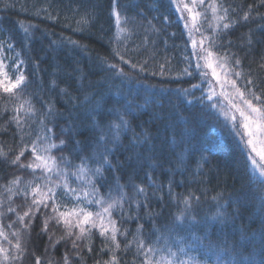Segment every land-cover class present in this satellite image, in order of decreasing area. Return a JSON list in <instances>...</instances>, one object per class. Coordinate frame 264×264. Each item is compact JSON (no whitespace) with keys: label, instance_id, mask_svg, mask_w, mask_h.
Instances as JSON below:
<instances>
[{"label":"trees","instance_id":"16d2710c","mask_svg":"<svg viewBox=\"0 0 264 264\" xmlns=\"http://www.w3.org/2000/svg\"><path fill=\"white\" fill-rule=\"evenodd\" d=\"M213 3L216 16L227 9L224 21L214 19ZM183 4L192 7V0L180 3V11L175 0H115L118 24L113 0H0V62L11 82L25 77L15 95L0 87V248L5 250L0 264H156L161 257L173 264H230L243 257L261 264L264 190L231 131L230 116L238 122L241 117L224 101L203 60L207 76L201 77L191 53L194 41L197 51L211 43L213 59L221 58L223 67H217L231 89L236 92L235 81L241 91L252 88L264 96V0H205L203 5L197 0L193 14L201 16L195 25ZM224 23L230 26L225 29ZM184 55L192 62V74L172 76L167 63L173 68L176 62L174 70L180 69ZM210 94L212 101L207 100ZM25 100L34 114L26 113ZM213 102L218 108L210 106ZM219 105L231 110L229 118ZM120 116L127 127L114 138L108 128L120 123ZM33 142L37 149L56 144L50 155L71 162L60 167L69 173L67 183L75 194L54 173L20 167L35 162ZM22 149L24 155L13 165ZM104 155L108 164H103ZM81 157L89 158L92 169L103 164L91 186L88 177L71 174ZM17 177L18 183H11ZM56 182L58 211L51 199L47 207L37 208L33 200ZM84 192L90 195L85 198ZM101 198L104 204L94 202ZM186 198L190 214L177 220ZM114 199L119 204L106 215L115 221V243L112 224L93 217L82 225L87 232L73 226L69 235L58 215L90 207L103 211ZM229 247L235 257L224 251Z\"/></svg>","mask_w":264,"mask_h":264},{"label":"snow or ice","instance_id":"6c2138e0","mask_svg":"<svg viewBox=\"0 0 264 264\" xmlns=\"http://www.w3.org/2000/svg\"><path fill=\"white\" fill-rule=\"evenodd\" d=\"M175 2H177V11H180L181 9H180L179 0H175ZM204 2H205V0H199L200 5H203ZM113 5H114L113 14L116 15L117 23L119 24L120 16L115 11V0H113ZM195 7H197V0H192V7H189L188 4H183V8L186 9L189 12V14H191L193 25L196 24L197 18L199 16H201V13H199V12H196L193 14V9ZM210 7L212 9L214 19H216L217 21H224L227 18V9H224V15L223 16H216V13L218 11L217 5L215 3H213L212 5H210ZM181 18L183 19V16ZM247 18H248V14L245 13L244 19L246 20ZM83 22L86 23L87 21H83ZM229 26H230L229 23L223 24V27L225 29H227ZM185 28H188L187 22L185 23ZM215 30L216 29H213L214 32H215ZM25 32H27V29H25ZM189 33L191 34V29H189ZM204 40H209V38L204 37ZM201 43L203 44V41ZM211 46L212 45L210 43L209 48L201 47L199 49V51H197L195 41L193 42V52L191 53V57L196 59V69L200 70L202 78L206 77L207 73L202 70V65L200 63L201 60H203L205 62L204 67L211 68L213 76L214 77L217 76L215 68H213V62H214L213 58H214L215 54L213 51L210 50ZM11 47H12V45L9 44V48H11ZM116 54L119 55V53H116ZM121 59H123V58L121 57ZM185 59H189V57H185ZM220 59L221 58H219V57H215V61L218 63V66L223 67V64H219ZM239 63H240V61L237 60L236 64L239 65ZM3 67H4L3 63L0 62V87L3 88V91L5 93L15 95L14 90L21 88V86L25 80V77L22 74L18 75V76H16L15 81L11 82L9 77H8L7 72L3 71ZM111 67L115 68L116 66L111 65ZM190 67H191V64H189L188 68L184 69L185 74H188V75L192 74L189 71ZM17 71H19V69H17ZM120 71H121V74H123L122 70H120ZM235 75L237 77H239L241 75V73L236 72ZM218 79L219 78L217 77V80ZM247 84H252V81L251 80L247 81ZM231 85L233 88H236V92L239 96V99H240V101L243 102V107L239 106L235 100H232L229 103L231 104V108H234L237 112H239V115L242 119L238 122L237 118L234 114H232L230 116L231 110L225 109L223 105H219V111L226 118H229V116H230L229 122L232 125L231 131L234 132L235 135L239 137L238 147H240L241 155L246 154V167L251 168L253 175H255L256 172H259V177H260L259 182L261 184L262 190H264V164L260 163L256 159V156H258L260 158V161H264V96L257 95L256 92H254L252 90V88H247L246 91H241L239 88L236 87L235 81H232ZM199 87H201V85H198V84L192 85V88H199ZM182 92L185 95L189 94L188 89H183ZM213 95L214 94L208 95L207 100L212 101ZM203 99L204 98L202 97L201 103H203ZM24 104L28 105L27 109H25L26 113H33L34 114V109L32 108L31 104L27 100L24 101ZM24 104L21 105V108L24 107ZM210 106L212 108H218V103L213 102V103H211ZM17 111L19 112L20 109H17ZM50 114H51V109H49V115ZM15 119H16L18 128H22V125L20 123L21 118L19 116H17ZM119 120H120V123H113V124L109 125V128H108V131H110V132H112L114 130V138L118 137L119 130L121 128L127 127V121L124 120L123 116H120ZM43 122L44 121L41 120V123H43ZM238 123H239V126H237ZM46 131L51 133L52 129L48 128V129H46ZM64 131H66V130H62L61 134H63ZM45 139H47V137H45ZM99 140H101V141L105 140V135L101 134L99 137ZM76 143L79 144V141H77ZM60 144L64 145L65 141L61 140ZM258 144L262 145V146L257 147ZM55 147H57V145L54 143L48 144L44 149H42V151L49 153V155H41L37 151V148L35 146V142H33L32 152H33V156L35 158V162H30L27 165L21 164L20 167H22V168L28 167V168H33V169L43 168L45 173H54L55 175L60 177V181L63 183V187L65 188V190L67 192H71V193L75 194L77 190L70 188L68 183H67L69 173L64 168L60 167L61 164L70 165L71 162L66 157H60L59 162H58L56 157L51 156L50 155L51 149L55 148ZM248 149H250L251 151H248ZM252 153H255L256 156H253ZM0 155H3V153H0ZM23 155H24V150L22 149L20 151V153L16 156V158L11 161V163L13 165L17 164L20 161V157ZM88 159H89L88 157H81V165H79L77 167V171H75L71 174L76 175L78 179H84L85 177H88L87 183L91 186L92 185V178L101 175L103 164H108L109 161H108V156L104 155L101 157L103 164H101L99 167H96L95 169H92V168L87 167L86 162ZM249 162H250V164H249ZM48 178H49V180H51V176H49ZM19 179L20 178L17 177L16 181H12L11 183H18ZM59 186H60L59 182L54 183L53 187L48 188L47 193L41 194L39 199H34L33 204H35L37 208H39V206L41 204H43L44 207H47L48 206L47 200L51 199L52 204H53V211H58V206H57V203L55 200V195H56L55 188L59 187ZM139 190L141 192L144 191L143 188H141ZM9 191H11V189H9ZM32 191H33V193H36L37 189L34 188ZM95 193H96L95 187L92 186V193L91 194L95 195ZM89 195H90L89 192H84L85 198H87ZM94 202L96 204H104L105 203L102 198L99 200H95ZM118 204H119V200H115V199L112 200L111 202L107 203L105 207H103V213L107 214L108 216H111V210L114 209ZM183 204L185 205V207L181 210L180 215L176 217L177 220H180L181 217H185V216L190 214L191 205L189 204L187 198L183 201ZM262 207H264V201H262ZM9 211H14V209L9 208ZM29 211H31V209H29ZM29 211H26L23 216L19 217V219L21 221H23L24 216L29 215ZM58 215H59L60 219L64 220L66 226L69 229L68 234L71 235L72 234L71 228L73 226L80 227L81 234H84L85 232H87L88 230L85 229L84 227H82V225L90 222V220L93 216V213L88 212L85 209L81 208L79 210L73 209L70 212H60V213H58ZM95 215L99 217L102 214L98 212ZM80 216H83L82 220L79 219ZM68 217H72L73 219H76V221H77L76 224L73 225L72 220L68 219ZM111 224L113 225L111 240L113 241V243H115L116 242V231H117V229L115 227V221H111ZM9 226L11 227V225H9ZM93 226H95V225H93ZM45 227H47V222L45 223ZM13 235H17V234L13 233ZM101 235L102 236L105 235V231L103 229L101 230ZM77 238L79 239L80 237H77ZM242 239H247V237H244L242 235ZM74 246H75V244H74ZM15 247L17 249L20 248L19 242H17ZM116 247H119V245L117 244ZM261 250H262V253H264V224H262ZM4 251H5L4 249L0 248V252H4ZM148 251L153 252V251H156V249L149 248ZM178 251L183 253L184 249L180 248V249H178ZM224 251L229 253L233 257H235L237 255L235 249L232 247L226 248V249H224ZM175 255H176V253L169 252V256H175ZM13 259H15V257H13ZM113 259H115V258H113ZM37 264H39V260H37ZM145 264H150V262L145 261ZM156 264H173V261L165 260L164 257H161L158 261H156ZM180 264H185V262L181 261ZM220 264H224V262L220 261ZM230 264H254V261H252L251 258L243 257V258H239V259H234L233 261L230 262ZM261 264H264V255H262Z\"/></svg>","mask_w":264,"mask_h":264},{"label":"rangeland","instance_id":"374dc122","mask_svg":"<svg viewBox=\"0 0 264 264\" xmlns=\"http://www.w3.org/2000/svg\"><path fill=\"white\" fill-rule=\"evenodd\" d=\"M179 2L180 3H182V2L184 3V0H179ZM167 21H168L167 19H164L165 23H167ZM185 57H186V55L182 56V59H183L184 63L182 64V66L180 65L181 67L179 66L180 69L174 70L176 68V66H177L176 62H174V67L173 68L170 67L171 61H169L167 63L166 66L170 69V73L172 74V76H179V75L183 74L184 73V69L188 68L189 64L192 65V62L189 59H185ZM219 64H222L221 60H219ZM217 66H218V63L214 60L213 68H215L217 76L213 77V78L216 80L217 87L220 88V90L222 91V94H223V97H224V101H227L229 103L230 101L235 100L239 106L243 107V102L240 101L238 94L236 92H234L233 89H231V87L225 82L226 80H228L227 75L225 73H223ZM210 70L212 71L211 68H210ZM217 77L219 78L218 80H217ZM229 105H231V104L229 103ZM257 146L261 147L262 145L258 144ZM42 149H44V145L41 144L38 147V149H37L38 153L41 154V155H48V153L43 152ZM260 162L262 163V161H260ZM263 163H264V161H263ZM79 209H81V208H79ZM79 209H77V210H79ZM83 209H85L88 212L93 213L92 218L94 217L98 223L105 224V226H109L111 224L109 219H108V217H107V215L104 214L103 211H100L99 209H92L91 207H90V209H87V208H83ZM98 212L102 214L99 217L95 215ZM79 219L82 220L83 216H80Z\"/></svg>","mask_w":264,"mask_h":264}]
</instances>
